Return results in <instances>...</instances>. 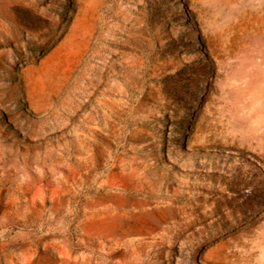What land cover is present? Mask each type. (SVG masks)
<instances>
[{
    "label": "rangeland",
    "instance_id": "rangeland-1",
    "mask_svg": "<svg viewBox=\"0 0 264 264\" xmlns=\"http://www.w3.org/2000/svg\"><path fill=\"white\" fill-rule=\"evenodd\" d=\"M0 264H264V0H0Z\"/></svg>",
    "mask_w": 264,
    "mask_h": 264
}]
</instances>
